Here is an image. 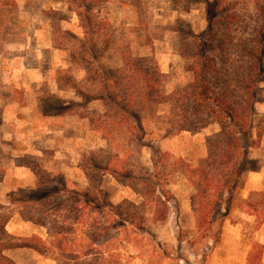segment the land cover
<instances>
[{"label": "rangeland", "instance_id": "obj_1", "mask_svg": "<svg viewBox=\"0 0 264 264\" xmlns=\"http://www.w3.org/2000/svg\"><path fill=\"white\" fill-rule=\"evenodd\" d=\"M212 1H102L94 14L102 40L110 39V45L103 52L97 43V60L70 0H0V216L10 219L11 234L38 231L10 205L11 193L34 188L45 174H64L69 187L101 190L115 204L142 205L145 223L156 236V242L147 236L145 246L135 250L146 264H264V184L263 191L252 187L245 197L246 176L264 165V84L252 123L256 157L250 156L233 198L227 204L224 189L199 199L197 211L191 202L196 189L188 168L205 166L215 140H230L214 119L198 132L179 130L186 119L194 121V74L185 57L191 32L205 31ZM256 2L241 1L242 21L257 16ZM241 26L242 39L247 35ZM147 57H154L165 74L164 90L175 103L152 110L142 106L143 132L102 96L109 89L136 99L130 86L134 74L126 63ZM150 146L160 151L155 163ZM100 150L120 158L114 160L117 168L126 166L140 177L155 175L158 192L166 194V220H157L158 205L138 193H149L148 186L130 188L124 178L92 167L91 156ZM7 254L18 264H62L53 252Z\"/></svg>", "mask_w": 264, "mask_h": 264}, {"label": "trees", "instance_id": "obj_2", "mask_svg": "<svg viewBox=\"0 0 264 264\" xmlns=\"http://www.w3.org/2000/svg\"><path fill=\"white\" fill-rule=\"evenodd\" d=\"M102 1L70 0L77 7L85 40L97 60H100L97 43H102L103 52L110 45V39L102 40L100 22L94 14L95 7ZM241 1L246 3V0L210 2L206 10L207 27L199 35L191 32L193 43L185 56L194 74L190 90L194 121L185 117L186 124H180L179 130L198 132L214 119L221 125L222 135H230L228 142L215 140L212 143L204 167L187 170L196 189L191 197L194 209L199 199L219 194L224 189L229 193L227 204L230 202L247 170L250 152L258 144L252 123L256 115V96L264 84V3L257 0V16L242 21ZM241 25L245 28L243 34L247 35L242 39L238 36ZM126 66L134 74L130 86L137 98L125 95L124 91L116 94L108 89L102 100L121 115L134 118L145 132L140 108L173 106L174 95L165 92V74L154 57L130 58ZM109 80H104V86L109 85ZM149 148L155 163L160 151L153 146ZM91 160L94 169L124 178L130 188L148 186L149 193H138L144 200L151 197L158 205L161 214L157 215V220H166V194L158 192L155 175L140 177L126 166L117 168L114 160L120 161V158L108 154L107 150L94 152ZM45 176L37 180L34 188H20L11 193L10 205L20 208L22 219L38 231L29 236L11 234L7 230L10 219L0 216V264H18L7 254L18 249H29L40 255L53 252L62 264H146L142 257L135 255V250L145 246L147 236L155 242L156 236L145 223L141 204L130 200L115 204L101 190L69 187L64 174Z\"/></svg>", "mask_w": 264, "mask_h": 264}, {"label": "crops", "instance_id": "obj_3", "mask_svg": "<svg viewBox=\"0 0 264 264\" xmlns=\"http://www.w3.org/2000/svg\"><path fill=\"white\" fill-rule=\"evenodd\" d=\"M256 151L255 149L250 152V156L252 158H255L256 156ZM246 183L248 187V191H246V196L245 197H249L250 193H251V188L253 187V189H256L255 187H260L261 190V186L264 184V165L261 167L260 170L255 171V172H250L247 176H246ZM260 185V186H259ZM263 191V190H261ZM18 250H29V249H18ZM13 251V250H12ZM32 251V250H31ZM9 252V251H8ZM7 252V253H8ZM9 255V254H8ZM10 256V255H9Z\"/></svg>", "mask_w": 264, "mask_h": 264}]
</instances>
